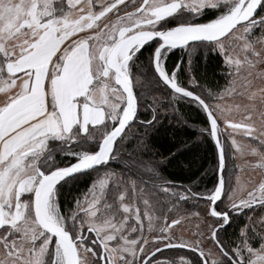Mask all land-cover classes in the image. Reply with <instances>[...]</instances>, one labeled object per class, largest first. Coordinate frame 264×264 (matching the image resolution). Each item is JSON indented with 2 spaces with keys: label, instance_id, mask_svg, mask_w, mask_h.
Here are the masks:
<instances>
[{
  "label": "snow or ice",
  "instance_id": "snow-or-ice-1",
  "mask_svg": "<svg viewBox=\"0 0 264 264\" xmlns=\"http://www.w3.org/2000/svg\"><path fill=\"white\" fill-rule=\"evenodd\" d=\"M0 264H264V0H0Z\"/></svg>",
  "mask_w": 264,
  "mask_h": 264
},
{
  "label": "trees",
  "instance_id": "trees-1",
  "mask_svg": "<svg viewBox=\"0 0 264 264\" xmlns=\"http://www.w3.org/2000/svg\"><path fill=\"white\" fill-rule=\"evenodd\" d=\"M220 83L223 84V81L221 80ZM184 112H185V114H188L187 109H184ZM191 123H192V121L189 120V124H191ZM177 139H179L180 141H193L196 139V130L192 127H184L181 131L178 132ZM161 151H163V149H161ZM176 171H177L176 168L169 166L167 169H165V174L166 175L173 174ZM182 175H187V174L185 173ZM185 182H187V181H185Z\"/></svg>",
  "mask_w": 264,
  "mask_h": 264
},
{
  "label": "rangeland",
  "instance_id": "rangeland-1",
  "mask_svg": "<svg viewBox=\"0 0 264 264\" xmlns=\"http://www.w3.org/2000/svg\"><path fill=\"white\" fill-rule=\"evenodd\" d=\"M249 178V173L248 172H242L241 173V179L242 180H246V179H248ZM193 210H195V209H193ZM195 223V221H193V224Z\"/></svg>",
  "mask_w": 264,
  "mask_h": 264
}]
</instances>
